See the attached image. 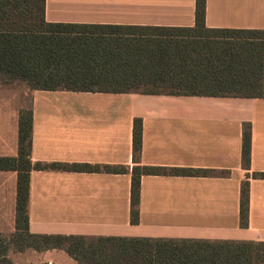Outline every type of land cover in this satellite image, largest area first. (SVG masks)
Listing matches in <instances>:
<instances>
[{"label":"crops","instance_id":"crops-1","mask_svg":"<svg viewBox=\"0 0 264 264\" xmlns=\"http://www.w3.org/2000/svg\"><path fill=\"white\" fill-rule=\"evenodd\" d=\"M194 12L195 0H45L44 18L48 23L192 27ZM205 26L264 30V0H206ZM29 104L32 163L131 168L132 123L140 118L142 165L228 173L143 176L138 224L131 225L129 174L31 170L30 233L264 242V180L249 179L248 227L239 226L240 185L247 175L264 172V99L34 91ZM4 106L0 157H15L21 107L13 109L9 137ZM243 123L251 127L249 171L240 161ZM15 185V173L0 172V229L12 226L9 233L0 232L6 237L13 231ZM28 252L35 264H77L60 250L18 254Z\"/></svg>","mask_w":264,"mask_h":264},{"label":"trees","instance_id":"trees-1","mask_svg":"<svg viewBox=\"0 0 264 264\" xmlns=\"http://www.w3.org/2000/svg\"><path fill=\"white\" fill-rule=\"evenodd\" d=\"M206 0H195L192 27L48 23L45 0H0V85L29 92L140 94L264 99V30L209 29ZM32 110L17 118V155L0 157V172L16 175L12 233L0 234V264L8 253L63 251L77 264H264V242L32 234L31 170L129 174L130 224H138L143 176L225 177L215 170L140 163L142 120L132 123V161L126 166L32 163ZM250 123L241 127L240 161L250 170ZM249 179L240 185L239 226L248 227Z\"/></svg>","mask_w":264,"mask_h":264},{"label":"rangeland","instance_id":"rangeland-1","mask_svg":"<svg viewBox=\"0 0 264 264\" xmlns=\"http://www.w3.org/2000/svg\"><path fill=\"white\" fill-rule=\"evenodd\" d=\"M30 100V92L24 84H14L9 87H5L0 85V106H4L5 110H7L6 117L4 116V120L7 121V132L10 137V133L12 130V116L13 109L17 107H28ZM10 150V148H9ZM10 155V154H9ZM15 155V153H14ZM12 226L9 227L8 231L4 229H0L2 233H9L11 231ZM31 252L27 254H18L13 251L9 253V258L17 263V264H35V261L32 259ZM34 262V263H33Z\"/></svg>","mask_w":264,"mask_h":264}]
</instances>
